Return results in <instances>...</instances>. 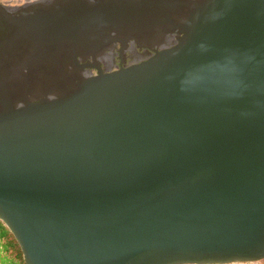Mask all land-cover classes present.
Segmentation results:
<instances>
[{
    "label": "water",
    "instance_id": "1",
    "mask_svg": "<svg viewBox=\"0 0 264 264\" xmlns=\"http://www.w3.org/2000/svg\"><path fill=\"white\" fill-rule=\"evenodd\" d=\"M19 38L44 63L0 68V221L26 264L264 261V0L0 5ZM141 39L140 63L79 62Z\"/></svg>",
    "mask_w": 264,
    "mask_h": 264
},
{
    "label": "flooded vegetation",
    "instance_id": "2",
    "mask_svg": "<svg viewBox=\"0 0 264 264\" xmlns=\"http://www.w3.org/2000/svg\"><path fill=\"white\" fill-rule=\"evenodd\" d=\"M44 0H0V5L4 6L8 10H22L32 7L33 5L42 2ZM87 2H93V0H86ZM170 4L182 5L184 2H190L195 4L197 0H167ZM178 13H175L171 20L167 23L163 20V29L158 31H152V36L166 37L169 35L168 31L174 32L176 35L177 30L174 29L178 24ZM165 27L168 30H165ZM107 36L117 37L116 30L106 33ZM138 34V33H137ZM143 34H140V36ZM138 36V35H137ZM172 36V35H171ZM19 46L10 45L9 47L0 48V68H35L44 62H36L35 59L43 58L44 52L37 53V47L33 46L32 40L22 38L17 39ZM147 40H131L126 44L121 42H113L108 46H105L103 55L89 56L79 59L81 65H90L93 63H99L100 66L106 72L116 71L120 68L128 67L135 63H140L146 60L150 55L154 54V50L160 48V42H150ZM49 66V65H48ZM90 75H97L96 70L90 69ZM7 82V81H5ZM37 102L36 100H33Z\"/></svg>",
    "mask_w": 264,
    "mask_h": 264
},
{
    "label": "trees",
    "instance_id": "3",
    "mask_svg": "<svg viewBox=\"0 0 264 264\" xmlns=\"http://www.w3.org/2000/svg\"><path fill=\"white\" fill-rule=\"evenodd\" d=\"M0 264H26L22 250L10 230L0 221Z\"/></svg>",
    "mask_w": 264,
    "mask_h": 264
},
{
    "label": "rangeland",
    "instance_id": "4",
    "mask_svg": "<svg viewBox=\"0 0 264 264\" xmlns=\"http://www.w3.org/2000/svg\"><path fill=\"white\" fill-rule=\"evenodd\" d=\"M250 264H264V261L258 262V263H250Z\"/></svg>",
    "mask_w": 264,
    "mask_h": 264
}]
</instances>
